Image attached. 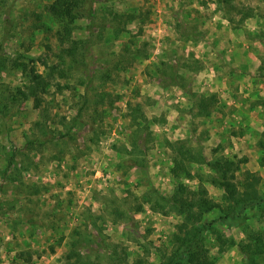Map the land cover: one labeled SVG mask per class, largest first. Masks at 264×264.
<instances>
[{"label":"rangeland","instance_id":"374dc122","mask_svg":"<svg viewBox=\"0 0 264 264\" xmlns=\"http://www.w3.org/2000/svg\"><path fill=\"white\" fill-rule=\"evenodd\" d=\"M52 1L0 0L4 55H19L38 73L57 63L61 48L45 13ZM218 1L96 0L93 16L77 23V37L89 43L84 68L68 59L59 88L49 87L39 107L20 99L0 112V264H74L78 234L87 239L84 264H111L114 247L116 263L190 264L177 231L183 216L154 212L147 198L154 191L169 197L180 183L203 186L220 205L202 218L209 260L249 264L236 244L246 230L264 233V205L223 218L228 207L207 166L170 172L168 143L183 142L208 159L217 150L236 161L264 193V5L233 0L232 11ZM239 9L254 15L243 20ZM115 14L135 18L118 23ZM6 67L0 91L13 95L27 77ZM207 96L215 98L211 115L196 117V101ZM134 145L145 169L118 152ZM257 259L264 264V255Z\"/></svg>","mask_w":264,"mask_h":264},{"label":"trees","instance_id":"16d2710c","mask_svg":"<svg viewBox=\"0 0 264 264\" xmlns=\"http://www.w3.org/2000/svg\"><path fill=\"white\" fill-rule=\"evenodd\" d=\"M95 1L53 0L45 7L46 15L57 25L55 37L59 42V46H61L59 53L55 55L57 63L49 66L48 71L45 73L36 72L35 67L32 66L28 68V63L23 61L19 55H16L15 59L9 60L3 53V45L0 44V70L6 69V63H10L12 67L21 68L27 77L25 86L23 88H16L13 95L7 89L0 91V112L10 111L11 104H14L16 100L20 99L22 101L32 99L34 101V107H39L41 101L40 96L46 93L48 88L53 85L59 88L58 79L65 78L66 61L72 60L78 66L84 68L86 62L83 61L85 58L83 52L86 49L84 50L83 47L89 43L77 37V23L83 18L93 16L96 11L94 7ZM262 4L264 5V0H262ZM218 7L223 10L231 8L233 11V8L235 9L233 0H219ZM238 11L242 15L243 20L254 15L250 13L251 11L245 9H239ZM231 14L227 17L228 20H231ZM114 16V20H118V23L121 21L126 23L128 20L132 21L135 18L134 15L120 16L115 14ZM259 16L264 17V14H259ZM120 30L119 27L112 29L115 35H119L121 33ZM30 62L32 63L33 61ZM184 62L183 64L185 65L189 64V61ZM41 63L46 65L47 61L41 60ZM214 104L215 98L213 96H207L197 100L194 109L195 116H210ZM80 111L79 109L78 113ZM136 111L138 112V108ZM137 114V116H134L137 118L133 119L136 125L139 124L140 119H144L143 115L139 114V112ZM77 120L78 117L72 119L71 127H75ZM185 144L183 142L168 143L171 152L172 166L170 172L172 176L178 177L181 174H188L193 164L207 166L213 175L211 183L223 191V200L228 207L229 214L227 213L228 215L223 218H240L246 210H257L261 205H264V193H261L258 189L259 179L255 174L248 171L243 172V174L239 173L240 168L238 163L224 157L217 150L213 151L212 158L208 159L201 149L192 150ZM261 145L264 149V144L261 143ZM118 152L128 156L133 166L145 169L144 158L140 157L144 153L140 152L139 147L134 145V148L130 150ZM15 153H12L9 157L7 167L13 164ZM260 162L264 165V155L261 157ZM152 193H148L147 195L148 200L151 202L150 208L152 211L162 214L173 212L176 215L183 216L184 223L177 225V231L182 235V252L185 251L184 256L187 258V261L190 264H213V261L209 260L208 250L204 248L203 242V237L208 232L209 225L202 222V218L212 210L219 209L220 205L208 197L207 191L203 186H199L197 190H193L187 185L180 183L169 197H165L157 191ZM136 210L139 212L141 209L138 207ZM109 213L112 214V212ZM121 215L124 217L127 216L124 212ZM244 234L245 239L236 244V246L246 256L249 264H259L257 258L264 255V233L255 230H246ZM77 236L78 238L71 242L69 254L73 257L74 264H84L81 257V250H88L86 245L87 239L82 237L81 234ZM229 245L234 246L235 242L232 240ZM114 248L115 251L110 257L109 263L127 264L125 258L119 263L113 260L114 257H118L119 255L116 247ZM106 249L107 247H105Z\"/></svg>","mask_w":264,"mask_h":264}]
</instances>
